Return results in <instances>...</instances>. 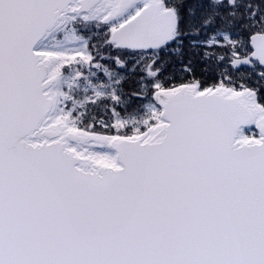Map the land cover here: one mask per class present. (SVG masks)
<instances>
[{
	"label": "snow or ice",
	"instance_id": "6c2138e0",
	"mask_svg": "<svg viewBox=\"0 0 264 264\" xmlns=\"http://www.w3.org/2000/svg\"><path fill=\"white\" fill-rule=\"evenodd\" d=\"M0 264H264V0H0Z\"/></svg>",
	"mask_w": 264,
	"mask_h": 264
}]
</instances>
